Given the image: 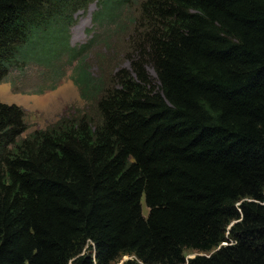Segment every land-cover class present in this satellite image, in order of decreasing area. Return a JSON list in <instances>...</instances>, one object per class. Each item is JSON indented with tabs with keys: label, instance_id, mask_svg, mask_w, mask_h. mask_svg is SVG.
I'll list each match as a JSON object with an SVG mask.
<instances>
[{
	"label": "trees",
	"instance_id": "obj_1",
	"mask_svg": "<svg viewBox=\"0 0 264 264\" xmlns=\"http://www.w3.org/2000/svg\"><path fill=\"white\" fill-rule=\"evenodd\" d=\"M94 3L125 51L70 45ZM73 64L84 112L0 101V264H264V0H0V84Z\"/></svg>",
	"mask_w": 264,
	"mask_h": 264
},
{
	"label": "rangeland",
	"instance_id": "obj_2",
	"mask_svg": "<svg viewBox=\"0 0 264 264\" xmlns=\"http://www.w3.org/2000/svg\"><path fill=\"white\" fill-rule=\"evenodd\" d=\"M100 12V6L94 3L90 4L86 11H79L74 15V25L70 29L69 42L71 46L79 47L87 44L92 32L97 34L98 40L103 39V41H108L109 39V45L117 43L119 44L116 45L118 48L123 47L120 35L118 36L120 42L111 36L115 30V20L105 21L104 23L94 21L95 14H99ZM119 18L121 19L122 16H119ZM97 41L93 45L94 48H91L89 54L86 55V60H88L87 64H91V71L93 73L96 71L99 72L97 63L93 60L94 56L97 55L95 53H103V48L106 47V42ZM122 49L125 51L124 47ZM122 49L120 52L123 56L117 55L114 59V64L118 68L129 69V62L125 59L126 54ZM73 67L74 64L65 70L64 77L59 80L55 89H46L42 94H34L33 92L34 84H32V80L36 74L33 70L29 71L30 75L27 74V76H24L23 83L20 85L18 84L20 91H22L20 93H14L9 82L0 84V101L9 105L15 104L21 107L26 113L28 130L23 136L35 130L45 129L63 117L85 111L86 104L80 98L77 87L70 79ZM149 73L151 76H154L150 69ZM47 84L50 85L51 83L48 82ZM39 85H42V83H39ZM141 206L142 213L146 216L147 209L144 204V199L141 200ZM196 254L197 253L190 251L184 252L186 260L193 258ZM130 258L129 256H123L111 264H124Z\"/></svg>",
	"mask_w": 264,
	"mask_h": 264
}]
</instances>
